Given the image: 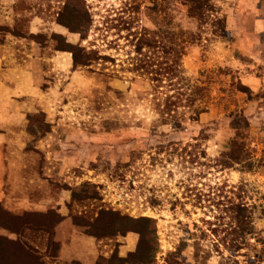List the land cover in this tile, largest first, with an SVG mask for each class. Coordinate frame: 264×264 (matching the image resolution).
Here are the masks:
<instances>
[{"label": "rangeland", "instance_id": "rangeland-1", "mask_svg": "<svg viewBox=\"0 0 264 264\" xmlns=\"http://www.w3.org/2000/svg\"><path fill=\"white\" fill-rule=\"evenodd\" d=\"M214 2L226 37L206 26L182 58L183 89L209 87L207 110L181 105L168 116L176 90L162 58L136 69L161 49L140 54L134 45L143 34L154 40L159 26L161 41L166 0H0V26L21 34L0 30L11 78L0 113V204L53 224L56 246L14 219L0 224V236L35 245L43 264H94L116 250L137 264L139 234L132 222L100 217L105 209L156 219L155 264H264V28L256 22L264 9L259 0ZM172 13L197 31L182 5ZM89 17L83 40L60 22ZM64 41L93 51L92 64L75 68L72 52L58 49ZM240 150L239 162L231 159ZM84 184L93 197L74 200ZM239 201L251 207L255 234L234 251L227 225ZM113 222L123 234L96 236Z\"/></svg>", "mask_w": 264, "mask_h": 264}, {"label": "trees", "instance_id": "trees-1", "mask_svg": "<svg viewBox=\"0 0 264 264\" xmlns=\"http://www.w3.org/2000/svg\"><path fill=\"white\" fill-rule=\"evenodd\" d=\"M166 1L168 9L167 27L162 31L161 41L156 40V36H159V32H161L159 26L158 30L155 29L153 31V34L155 35L153 38L154 40H150L147 38L146 34H143V36L139 38L136 43H134L136 51L140 54H142V49L144 47L154 49L159 48L161 49L162 54L157 55L154 52V56L149 57V55L146 54L144 58H139V63L136 69L150 68L157 63L156 61L159 57L162 58V61L159 62L158 65L160 67V71L164 73L163 76L166 75V78L170 81L169 84L171 88L176 90L172 95L167 94L165 111L163 110L162 113L164 114V112H166L168 116H170L172 115V111L175 112L176 108L181 105L190 107L194 105L196 113L201 114L207 110V101L210 96V89L207 86H196L195 89L191 88L190 92H185V90L189 89V87H186L185 90L183 89L186 85L185 80H187V77L185 76V71L182 66V58L186 54L189 45L202 40L203 29L206 26L212 27V33L214 36L225 38L226 17L224 14L220 15V11H218L214 0ZM177 5H182L186 9L187 17L196 21L198 28L197 31L184 29L175 22V17L172 12H175ZM71 10L73 13L72 15L74 17H78L79 8L77 6H72ZM60 22L70 31L79 33L82 40L87 38L89 29L93 24L90 17L89 22H76V20L74 22ZM0 30H6L16 36L21 35L20 32L15 30L11 31V29L4 28L3 26H0ZM57 36L62 37L61 35ZM133 41L134 40H132V42ZM58 49L72 52L73 65L75 68L91 65L95 57L93 51H87L85 47L80 45V43L72 44L64 41V43L62 42V44H59ZM185 95L187 96L185 97ZM183 101H186L187 104H183ZM235 152H238L239 154L236 155L231 153L230 157L234 161L239 162L238 160L241 159L240 154L242 153V150ZM226 164L227 166H231L229 162ZM72 196L74 200H84L93 197L90 194L88 184L74 187L72 190ZM99 213L100 217L107 216V220L113 219L115 221L118 219L123 220L125 223L132 222L128 230L135 231L139 234L136 250L131 253L132 258L137 264H155L159 249V239L157 236V224L155 218L150 216L131 218L127 215H121L119 212L105 209L100 210ZM230 218L231 221L228 223L227 227L230 230V234H232L231 246L235 251L242 248L247 239L255 234V225L250 205L244 201L237 202L232 207ZM5 219L6 221L14 219L16 223H21V226H26L37 232L50 234L48 243L51 247L55 248L56 244L52 235L54 227L53 224H46L44 226L42 223H38L35 219L12 216L0 204V224L6 225ZM106 227H109L110 230H104L101 235L96 236L113 237L118 233H124V231L121 232L118 228H115L114 222L112 225H106ZM258 257L257 261H262L264 259L263 255ZM40 259L41 257L37 247L30 244V242L23 240L20 241L19 239L9 240L6 237L0 236V264H43ZM127 261L128 259L120 256L116 250L110 257L98 258L94 264H126Z\"/></svg>", "mask_w": 264, "mask_h": 264}, {"label": "crops", "instance_id": "crops-1", "mask_svg": "<svg viewBox=\"0 0 264 264\" xmlns=\"http://www.w3.org/2000/svg\"><path fill=\"white\" fill-rule=\"evenodd\" d=\"M259 5H260L259 6L260 9L262 7H263L262 9H264V0H259ZM256 22H259L258 26L263 29L264 14L263 16L259 17ZM3 57H4L3 52L0 51V113H2L1 109H3L4 104L7 102L6 99L8 98V92L10 91L9 81H11L9 72H7V70L2 67Z\"/></svg>", "mask_w": 264, "mask_h": 264}]
</instances>
